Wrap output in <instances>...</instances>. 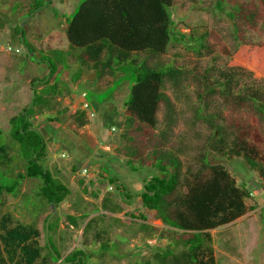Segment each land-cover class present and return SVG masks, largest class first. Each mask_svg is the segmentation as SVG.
<instances>
[{"label":"rangeland","instance_id":"1","mask_svg":"<svg viewBox=\"0 0 264 264\" xmlns=\"http://www.w3.org/2000/svg\"><path fill=\"white\" fill-rule=\"evenodd\" d=\"M83 1L0 0V148L9 156L1 154L0 181L19 183L14 193L0 197V215L10 212L17 221L38 228L46 253L44 225L53 208L40 194L41 181L18 177L26 165L10 125V119L34 99L33 87L42 85L50 91L43 93L31 121L47 140L43 165L69 189L51 214L50 237L62 259L81 250L74 261L82 258V264L154 263L156 252L168 246L181 248L184 236L167 235L157 212L144 207L141 199L144 179L160 171L140 163H152L155 154L164 153L180 161L182 193L187 178L202 170L207 174L205 163L225 166L237 185L247 183L252 196L245 201L255 209L210 230L214 255L216 264H264V178L242 156L228 159L211 144L223 137L220 145L230 148L247 131L246 139L255 141L258 155H264V114L249 97L257 90L264 94V78L230 67L234 51L242 44L264 45V0H173L168 11L177 36L166 52L131 56L145 59L151 67L181 71L174 79L165 78L162 91L167 100L159 105L156 126L144 125L132 133L133 154L127 152L122 137L126 127L112 123L115 116L119 120L126 113L124 103L133 77L104 73L98 78L95 70L76 62L73 54L79 49L70 47L67 38L68 20ZM36 3L43 4L30 14L18 15ZM25 17L24 44L21 33L18 37L14 30ZM27 46L35 58L28 56ZM48 60L57 69L49 83ZM72 92L75 100L69 105L64 98ZM83 99L91 104L94 116L83 107ZM93 123L98 125L97 134L91 132ZM101 167L102 175H95ZM84 168L89 169L86 175Z\"/></svg>","mask_w":264,"mask_h":264},{"label":"trees","instance_id":"2","mask_svg":"<svg viewBox=\"0 0 264 264\" xmlns=\"http://www.w3.org/2000/svg\"><path fill=\"white\" fill-rule=\"evenodd\" d=\"M42 4L36 3L32 8L27 5L18 15L30 14ZM172 5L173 0H84L68 20L66 27L70 47L79 49L78 54L73 55L82 67L95 70L98 78L104 73L113 77L118 74L133 77L130 96L124 103L126 115L121 116L119 120L117 116L112 118L114 125L123 124L126 127L127 131L122 133V137L126 139L127 152L131 154L134 151L130 142L135 137L132 133H138L144 125L155 127L157 124L159 105L161 101L167 100L162 91L165 78L170 76L174 79L181 72L172 66L151 67L145 59L131 57L132 54L142 52H166L171 40L177 36L172 33L174 21L168 11ZM14 34L20 37V27L16 26ZM28 56L32 58L30 53ZM48 61L51 66L49 83L57 69L51 60ZM230 67L233 70L240 68L264 78V45L242 44L234 51ZM225 84L226 82L222 83L221 87H225ZM31 85L34 86V81ZM38 86L33 87L32 102L23 112L10 119L11 136L17 142L21 159L26 165L24 173H19L18 177L41 181L40 194L51 208H57L69 194V189L57 181L41 161L46 155L47 140L40 130L33 127L31 116L43 93L46 94L50 90L38 92ZM54 86L53 89L57 92V85ZM249 97L255 107L264 114V94L257 90ZM247 134V131H243L230 148L220 145L224 141L221 137L217 143H211L212 148L224 156L227 154L228 159L232 156H242L250 168L258 171L264 178V155H258L257 143L247 140ZM255 135V140L259 141L258 133ZM1 154L9 158L3 148H0V158L3 157ZM136 154L139 152L134 155ZM140 164L160 171L159 175L144 179V191L141 194L144 207L157 212L166 225L167 235L179 238L184 236V239L179 242V250L168 246L154 254V263L144 260L138 264H216L210 230L228 225L255 209V205H247L245 201L252 196L247 183L241 182L237 185L235 176L225 166L205 163L207 174L202 170L187 178L184 183L186 191L182 193L179 191L181 164L177 157L164 153L155 154L152 163ZM101 175L102 173L99 176ZM18 185V181L9 184L0 181V197L5 192L14 193ZM2 204L0 199V205ZM51 213L45 219V232ZM52 218L53 216L49 221V242L46 238V253L43 254L38 228L17 221L10 212L1 214L0 264H55L62 259V254L52 245L50 237L54 229ZM78 254H81V250L70 252L61 263L71 260L72 264H82V258L78 262L74 261Z\"/></svg>","mask_w":264,"mask_h":264},{"label":"crops","instance_id":"3","mask_svg":"<svg viewBox=\"0 0 264 264\" xmlns=\"http://www.w3.org/2000/svg\"><path fill=\"white\" fill-rule=\"evenodd\" d=\"M45 88L41 85V86H38V92H41L42 90H44ZM72 94L73 95H68V96H65V98H64V100H65V102L67 103V104H72V103H74V100H75V98L73 97L74 96V93L72 92ZM71 96V97H70ZM84 100V99H83ZM82 103V102H81ZM90 129H91V132H93L94 134H97L98 133V125L96 124V123H93V124H91L90 125ZM102 168V167H101ZM102 170H103V168L102 169H96L95 171L96 172H94V174L96 175H100L101 174V172H102Z\"/></svg>","mask_w":264,"mask_h":264},{"label":"water","instance_id":"4","mask_svg":"<svg viewBox=\"0 0 264 264\" xmlns=\"http://www.w3.org/2000/svg\"><path fill=\"white\" fill-rule=\"evenodd\" d=\"M34 13V12H33ZM32 13V14H33ZM28 17H25L24 18V20H23V22H22V25H21V27H20V33H21V35H22V42L25 44V39H24V37H23V25H24V22L26 21V19H27ZM26 49H27V51H29V53H30V56L32 57V58H35V54L33 53V52H31L30 51V48L27 46L26 47ZM52 208H53V214H54V212H55V209H54V207L52 206ZM51 213V214H52ZM51 216L52 215H50L49 216V218H48V220H47V222H46V232H47V241L49 242V236H48V233H49V220L51 219ZM78 260H79V257H78ZM78 260L77 261H75V262H78ZM60 262H62V259H60L59 260Z\"/></svg>","mask_w":264,"mask_h":264},{"label":"built area","instance_id":"5","mask_svg":"<svg viewBox=\"0 0 264 264\" xmlns=\"http://www.w3.org/2000/svg\"><path fill=\"white\" fill-rule=\"evenodd\" d=\"M82 103H83V107L85 109H89L91 111V115L94 116V111H92V109H91V104L89 102L85 101V99L82 101ZM112 129H114V127ZM88 172H89L88 168H84L82 170V174H84V175L88 174Z\"/></svg>","mask_w":264,"mask_h":264}]
</instances>
